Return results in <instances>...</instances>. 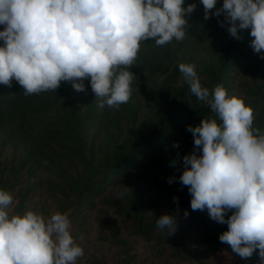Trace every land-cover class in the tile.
<instances>
[{
  "label": "rangeland",
  "instance_id": "rangeland-1",
  "mask_svg": "<svg viewBox=\"0 0 264 264\" xmlns=\"http://www.w3.org/2000/svg\"><path fill=\"white\" fill-rule=\"evenodd\" d=\"M190 3L197 8L186 16L181 45L140 43L130 68L137 79L118 110L100 109L88 80L84 92L61 82L55 92L30 96L15 80L0 85V190L13 197L7 211L67 213L84 249L76 264H259L258 250L242 259L220 242L227 224L211 220L207 209L193 211L179 181L183 157L193 151L187 126L214 114L191 94L178 65L194 63L210 91L222 79L264 130V59L250 46V29L230 54L235 39L218 23L223 15L205 20L200 0L183 6ZM164 214L177 221L171 235L157 227Z\"/></svg>",
  "mask_w": 264,
  "mask_h": 264
},
{
  "label": "clouds",
  "instance_id": "clouds-1",
  "mask_svg": "<svg viewBox=\"0 0 264 264\" xmlns=\"http://www.w3.org/2000/svg\"><path fill=\"white\" fill-rule=\"evenodd\" d=\"M184 3L0 0V85L11 87L15 80L30 96L55 92L61 82L84 92L88 80L98 107L118 110L129 102L137 79L130 68L140 43L154 40L164 46L185 38L186 16L197 4ZM200 3L205 20L223 15L218 23L227 25L232 38L240 40V32L251 29L250 46L264 59V0H223L219 8L217 0ZM178 67L191 94L214 114L187 126L193 151L183 157L179 181L192 197L191 209H207L211 220L227 224L219 240L233 253L248 259L258 250L259 264H264V130L254 127V110L243 98L229 96L222 83L211 91L203 87L194 63ZM173 200L178 204V197ZM12 204V195L0 190V264H76L83 257L67 213L45 218L27 210L10 215ZM156 224L169 235L177 229L170 214L161 215Z\"/></svg>",
  "mask_w": 264,
  "mask_h": 264
},
{
  "label": "trees",
  "instance_id": "trees-1",
  "mask_svg": "<svg viewBox=\"0 0 264 264\" xmlns=\"http://www.w3.org/2000/svg\"><path fill=\"white\" fill-rule=\"evenodd\" d=\"M250 30H251V29H250ZM245 31H246V30H245ZM240 36L242 37V39H240V40H236V39H235V40L233 41V46H232V48L229 49L230 54L234 53V51H235L234 48H235V46L237 45L238 42H240V41H244V37H243V35H242L241 33H240ZM182 43H183V41H180V42H179L180 45H181ZM219 72L222 73V71H219ZM210 74H211V73H210ZM222 75H223V74H222ZM221 77H222V76H221ZM220 83H222V79L220 80Z\"/></svg>",
  "mask_w": 264,
  "mask_h": 264
}]
</instances>
